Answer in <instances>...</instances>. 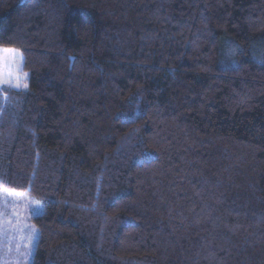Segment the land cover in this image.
I'll return each mask as SVG.
<instances>
[{
    "label": "trees",
    "instance_id": "1",
    "mask_svg": "<svg viewBox=\"0 0 264 264\" xmlns=\"http://www.w3.org/2000/svg\"><path fill=\"white\" fill-rule=\"evenodd\" d=\"M0 47L32 264H264V0H0Z\"/></svg>",
    "mask_w": 264,
    "mask_h": 264
},
{
    "label": "rangeland",
    "instance_id": "2",
    "mask_svg": "<svg viewBox=\"0 0 264 264\" xmlns=\"http://www.w3.org/2000/svg\"><path fill=\"white\" fill-rule=\"evenodd\" d=\"M25 82L21 78L17 88L13 77L11 84L0 87L18 90ZM43 209V203L32 194L0 188V264H32L39 235L32 218L41 215Z\"/></svg>",
    "mask_w": 264,
    "mask_h": 264
},
{
    "label": "snow or ice",
    "instance_id": "3",
    "mask_svg": "<svg viewBox=\"0 0 264 264\" xmlns=\"http://www.w3.org/2000/svg\"><path fill=\"white\" fill-rule=\"evenodd\" d=\"M231 54H235V49L231 50ZM23 67V54L19 49L0 47V84H11L13 77L16 80L15 87L20 88L19 81L21 78L26 80L27 73L22 71ZM22 87L28 88V84L25 82ZM33 233L37 230L33 226Z\"/></svg>",
    "mask_w": 264,
    "mask_h": 264
}]
</instances>
